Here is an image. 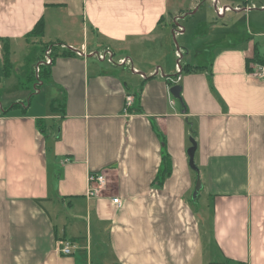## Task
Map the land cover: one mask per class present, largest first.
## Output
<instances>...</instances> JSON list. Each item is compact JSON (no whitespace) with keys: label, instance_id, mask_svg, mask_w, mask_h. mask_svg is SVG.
Segmentation results:
<instances>
[{"label":"crops","instance_id":"1","mask_svg":"<svg viewBox=\"0 0 264 264\" xmlns=\"http://www.w3.org/2000/svg\"><path fill=\"white\" fill-rule=\"evenodd\" d=\"M259 19L264 0H0V91L17 80L3 43L11 69L33 42L58 45L35 85L45 109L20 105L17 80L0 112V264H264Z\"/></svg>","mask_w":264,"mask_h":264},{"label":"rangeland","instance_id":"2","mask_svg":"<svg viewBox=\"0 0 264 264\" xmlns=\"http://www.w3.org/2000/svg\"><path fill=\"white\" fill-rule=\"evenodd\" d=\"M211 11H213V9ZM209 18H210L209 20H213L214 22L219 20L215 11H214V14L212 16H210ZM258 24L261 25L260 28L264 31V21L259 19ZM240 27H242L241 29L244 30L243 26H240ZM197 29H204L205 30L206 26L205 27L204 26H198ZM235 29H238V28L236 27ZM245 36H247V35L240 36L239 38L243 39ZM263 42H264V39H263ZM42 48H43V50H42ZM175 48L176 47L174 45V49ZM45 49H47L46 44L39 43V41L33 42V44L30 45V49L27 50L25 53H23L21 58L19 59V61H20L19 66L13 65L12 69H10L11 78H13L14 75H16L17 80L21 83V85L22 84L24 85L23 87L30 88L28 93H24V94H26V97H24L23 99L20 98L22 101V102H20V105L25 104L27 106V103H28L27 100L32 98L33 106H35L39 109H42L41 105H43V100L40 97L37 98V92H36L37 90H36L35 85L39 84V82L43 80V74H40V73L37 74L36 68L40 67V70H43L44 67H46V66L40 65V62H41L40 58H41V55L43 56L42 52ZM41 50H42V52H41ZM16 54H18V52H16ZM97 55H98V57H100L102 55L109 57V50L107 49L105 52H103L101 54H97ZM213 59H214L213 52H211V53H204V54L197 55L196 57H194L192 59V62H193V64H198L201 66L205 65V66L209 67L210 64L213 62ZM11 60L14 61V59H11ZM262 64L263 65H261V66L264 67V60H262ZM16 72H17V74H16ZM16 81L15 80L13 81L12 79H9V80L6 79L5 80L3 90L0 91V112H2V109L5 108L4 107L5 106L4 104H6L4 102L5 94H8L9 98L12 99L9 103L10 105L17 102L14 99V98L18 99V95H19V91L16 88V83H15ZM21 93L23 94V92H21ZM32 96H34V97H32ZM20 99H18V100L20 101ZM45 102H46V100H44V105H43L44 109H45ZM22 103H24V104H22ZM19 109H21V107H19ZM19 109H17V110H19ZM45 128H46L47 132L49 130L50 131L55 130V126H51L50 128H47V127H45ZM194 201H196V200H194ZM198 201L199 200H197V206H199V204H200Z\"/></svg>","mask_w":264,"mask_h":264},{"label":"built area","instance_id":"3","mask_svg":"<svg viewBox=\"0 0 264 264\" xmlns=\"http://www.w3.org/2000/svg\"><path fill=\"white\" fill-rule=\"evenodd\" d=\"M228 8H225L224 11L223 9H217V14L221 15L223 14V12H225V10H227ZM53 48L52 46L48 45L47 49H45L43 51V59L40 62V65L42 66H50L52 64V54H53ZM177 57H180V54L178 52H176ZM101 60H107L108 62H111V57H106L105 55H102L99 57ZM121 62V61H120ZM123 63V61H122ZM261 71L263 68H259ZM40 70V67L36 68L37 74ZM131 97L128 96L126 98V107L130 106L131 103ZM88 193H87V197L88 198H97L101 195V193L104 191L105 189V185H106V178L105 175L103 174V172L100 173H96V174H89L88 175ZM111 202L114 205H120V201L118 198H112ZM56 251L58 254H60L61 256H70L73 254L74 252V245L73 243H71L70 241H58L55 245Z\"/></svg>","mask_w":264,"mask_h":264},{"label":"trees","instance_id":"4","mask_svg":"<svg viewBox=\"0 0 264 264\" xmlns=\"http://www.w3.org/2000/svg\"><path fill=\"white\" fill-rule=\"evenodd\" d=\"M42 33H43V23H42V19L40 18V19L36 22V24L34 25L32 31L30 32L29 35H33V36L37 37V36H41ZM50 46H52L53 50H56L57 47H58V45H56V44H50ZM69 54H70L69 51H64V52L62 53V56H68ZM8 55H9L8 45H7V43H3V45H2V56H3V63H4V74H5L6 76L9 75V72H10V69H11V64H10V62H9ZM247 62H248V61H247ZM259 62L262 63V60L259 61ZM38 73L41 74V71L39 70ZM38 76H39V75H38ZM38 78H39V77H38ZM22 85H23V84H22ZM22 85H21V86H22ZM26 89H28V88H26ZM17 106H18V105H12V106H10V109H12V108H16ZM165 158H167V157L164 156V159H165Z\"/></svg>","mask_w":264,"mask_h":264},{"label":"water","instance_id":"5","mask_svg":"<svg viewBox=\"0 0 264 264\" xmlns=\"http://www.w3.org/2000/svg\"><path fill=\"white\" fill-rule=\"evenodd\" d=\"M169 92L173 98H175L179 101L181 100V98H180L181 87H179L177 85L173 86ZM190 143H191V147L188 148V150H187L188 165L193 171L197 172V168H196V166L194 164V160H193L194 153L196 150V144L192 139L190 140ZM200 188H201V184H200L199 180L197 179L196 184H195L194 193H193V199H195L197 197V193L200 190Z\"/></svg>","mask_w":264,"mask_h":264}]
</instances>
